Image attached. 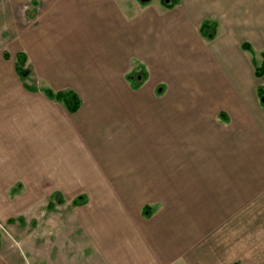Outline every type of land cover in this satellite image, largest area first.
Here are the masks:
<instances>
[{"label": "crops", "instance_id": "0c3cea01", "mask_svg": "<svg viewBox=\"0 0 264 264\" xmlns=\"http://www.w3.org/2000/svg\"><path fill=\"white\" fill-rule=\"evenodd\" d=\"M27 1L0 0V13L16 4L21 16L8 14L14 39L0 44V200L20 181L17 197L59 190L86 202L68 226L55 216L23 227L21 252L6 240L0 264H264V75L255 82L249 54L264 52V0H177L168 12L137 0H38L30 20ZM60 18L76 26L69 41L23 30ZM131 56L183 69L185 85L203 87L176 99L202 105L159 108L152 93L126 92ZM62 88L79 97L76 112L45 94ZM21 211L29 216L26 205L5 210Z\"/></svg>", "mask_w": 264, "mask_h": 264}, {"label": "rangeland", "instance_id": "374dc122", "mask_svg": "<svg viewBox=\"0 0 264 264\" xmlns=\"http://www.w3.org/2000/svg\"><path fill=\"white\" fill-rule=\"evenodd\" d=\"M162 1L163 0H146V1L137 0V2L141 4L142 7L145 6H151L152 8L156 7V9H160L159 12L170 11L171 8L164 6ZM244 2L245 0H237V6L238 7L244 6L243 5ZM162 4L164 8L160 7V5ZM37 6L39 7L38 0H28L27 3L21 4L20 12H22L23 17H25V19H29V20L33 19L36 17L39 11ZM230 7L231 5L229 2H226L222 5V8H225L228 11L230 10ZM12 11H14L17 15H19L18 5L15 4L14 6L11 7L10 11H7L6 13L4 12L0 13V44L1 45H6L7 43H11L12 40L14 39V37H12V32H11L12 30L8 26L9 25L8 14H11ZM19 17L21 16L19 15ZM207 18H209L210 20H214V19L218 20L220 17L217 16L216 13H211V15H209ZM61 19L62 18L56 20L54 19L52 20V22L50 21V23L46 21V27H44L42 20H38L34 25H32V28L26 27L23 30L29 31L31 34H36L41 38L44 37L45 39H49L54 43H55V39L69 41V38L74 36L76 32L75 30L76 26L72 24L70 20H66V19L61 20ZM218 21L221 22V24L228 22L223 20L221 21V18ZM20 34L22 35L23 42L27 44V37L29 35L26 36L25 34L22 33ZM55 34H58V36ZM14 49H19V48H14ZM4 50L8 52L10 49L5 48ZM262 51H263V47L262 49L255 47L254 49H252V51H250L251 53L249 52L251 56L252 64L260 65L262 61ZM127 63L128 64L126 68V74L125 76H123L126 92L128 91L132 92L135 91L136 89L143 93H152L153 96L157 99V103H159L158 105L159 108L162 107V108H168L174 110H181L182 108L191 107L195 104L202 105V102L199 103L197 101H185L183 99L181 100L176 99V98H181L183 96L188 97L187 95L188 91H191L194 87L195 88L197 86H199V88L203 87L199 83H196L197 79H192V81L195 82V84H193L192 82V83H186L185 85V82H188L190 78L187 81L183 80L182 78L184 72L183 69L176 67L169 69H165V68L161 69V68L153 67L151 63L146 62L142 57L140 59L137 56L136 57L131 56ZM133 69L136 72L132 74L130 72ZM258 81H260V79L257 80V78L255 77V82ZM131 85L133 88H135L134 90L131 88ZM62 89L63 90L60 91L63 92L68 91L67 89L64 88ZM179 93H185V95H179ZM257 95H258L257 97L258 101L261 104V99L264 98V81L259 84L257 89ZM171 96L174 98L172 99V101L167 99ZM132 99L133 98H131V100H128V104L133 103ZM149 105H150V101H143V105L141 107H149ZM205 107L207 111H210V113L212 114L216 113L220 108V106L217 108L214 107L212 102H205ZM20 188H21V182L20 181L16 182L15 186L8 193V196L2 197V201L0 200V213H3V215L0 216V243L3 242V244L0 245V247H3L2 249L3 252H5L6 249V240L7 242H12V244H14V247L17 248L19 252H21L20 240H21L22 228L27 227L29 225L34 226L36 228L35 225L38 220L54 221L55 216H58L56 217V219L58 218L57 219L58 221H61L65 223L66 226H68L69 225L68 222L71 220L70 212L72 208L75 207L76 205H81L86 202L85 196L84 197L77 196L73 198L70 196L62 195L61 191L59 190H51V191L48 190L50 194L44 197H27V196L17 197V193H19L18 191ZM74 199H77L78 201L76 204L73 203ZM23 205H26V210L29 216H27L26 213L23 211H21V213H18L15 217L8 216V214H6L5 212V210H7L8 207H12L13 209V207L14 208L22 207ZM39 215L40 217H38ZM225 223L226 222L222 223L223 227ZM223 227H221V229H223ZM227 231L225 232L227 233ZM227 251L229 252V250Z\"/></svg>", "mask_w": 264, "mask_h": 264}, {"label": "trees", "instance_id": "16d2710c", "mask_svg": "<svg viewBox=\"0 0 264 264\" xmlns=\"http://www.w3.org/2000/svg\"><path fill=\"white\" fill-rule=\"evenodd\" d=\"M177 0H170L168 3L162 1L164 6L171 8ZM200 33L201 35L211 38L213 33H212V27L207 26V22H204L201 27H200ZM242 47L245 49H250V46L247 43L242 44ZM25 55L23 53H18L16 54V71L21 77H26L28 74V70L23 68V65L25 63ZM254 75L257 78H260L264 75V52L262 53V61L260 65H255L254 66ZM45 94L49 98H53L55 100L63 102L65 105L66 109L73 113L76 112L77 109L79 108L80 105V99L79 97L72 91H57L53 92L51 90H46ZM261 104L264 106V102L261 101ZM78 199V198H77ZM77 199L73 200V203H77Z\"/></svg>", "mask_w": 264, "mask_h": 264}, {"label": "water", "instance_id": "95a60500", "mask_svg": "<svg viewBox=\"0 0 264 264\" xmlns=\"http://www.w3.org/2000/svg\"><path fill=\"white\" fill-rule=\"evenodd\" d=\"M142 1H146V0H142ZM163 1L168 3L170 0H163ZM261 101L264 102V98H262Z\"/></svg>", "mask_w": 264, "mask_h": 264}]
</instances>
